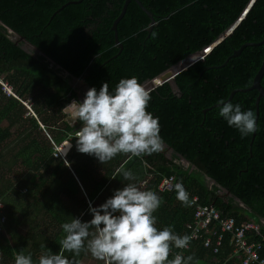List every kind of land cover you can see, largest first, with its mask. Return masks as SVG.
Masks as SVG:
<instances>
[{
    "label": "trees",
    "instance_id": "16d2710c",
    "mask_svg": "<svg viewBox=\"0 0 264 264\" xmlns=\"http://www.w3.org/2000/svg\"><path fill=\"white\" fill-rule=\"evenodd\" d=\"M124 2L0 0V80L13 86V93H8L0 81V195L7 215V233L0 232V264H14L18 252L31 253L38 264L41 254L63 251L64 222L72 216L91 219L90 203H103L123 184L141 185L150 172L155 177L143 189L161 197L153 213L158 229L171 226L175 233L188 235L186 223L193 220V208L177 199L176 190L157 188L162 175L174 174L185 189L223 216L259 222V232L250 239L264 246V95L252 145L253 133L242 137L218 115L215 105L233 89L251 85L262 63L264 44L248 45L223 64L245 42L264 37V0H254L228 36L204 59L177 74L181 95L168 82L148 92L147 110L158 117L160 126L159 151L141 156L117 153L102 163L76 148L81 124L70 123L65 112L77 95L70 78L83 77L97 89L108 82L112 90L122 77L135 76L142 84L212 45L251 0H141L156 20L151 31L149 15L131 0L117 25L120 49L112 26ZM14 33L42 53L26 49ZM261 83L264 87V75ZM257 95L256 89L237 91L229 101L256 116ZM30 97L36 116L25 103ZM47 132L57 145L68 140L62 147L68 151L65 157L54 154L57 150ZM10 159L23 165L17 179L5 173ZM123 170H131L134 181L126 180ZM230 236L226 234L219 252L192 241L184 256H193L191 264H240L231 257ZM178 249L170 244L168 259L174 256L171 250ZM89 254L85 248L78 264ZM63 255L72 260L74 253Z\"/></svg>",
    "mask_w": 264,
    "mask_h": 264
},
{
    "label": "clouds",
    "instance_id": "9594fccd",
    "mask_svg": "<svg viewBox=\"0 0 264 264\" xmlns=\"http://www.w3.org/2000/svg\"><path fill=\"white\" fill-rule=\"evenodd\" d=\"M151 99L135 76L122 77L110 90L104 82L99 89H87L83 100H72V119L81 126L76 132L78 151L94 155L105 162L117 153L141 156L159 151L161 137L158 117L147 110ZM218 115L240 135L256 131V117L251 109L239 103L218 100ZM68 141V140H67ZM70 142V141H69ZM126 180L134 181L131 170H123ZM176 197L189 204L184 186L175 184ZM161 197L130 182L114 190L103 203L89 204L91 219L72 216L61 227L65 233L60 241L63 251L79 254L86 248L97 259H109L111 264H191V254H175L168 259L170 244L177 248L188 247L190 237L172 231L171 226L156 227L155 210ZM61 252L41 254L38 264H73ZM14 264H34L31 253L18 252Z\"/></svg>",
    "mask_w": 264,
    "mask_h": 264
},
{
    "label": "built area",
    "instance_id": "2783aa9c",
    "mask_svg": "<svg viewBox=\"0 0 264 264\" xmlns=\"http://www.w3.org/2000/svg\"><path fill=\"white\" fill-rule=\"evenodd\" d=\"M1 83L8 93H13L11 87H8V85L2 81ZM25 103L30 109V114L36 116L30 104L27 101ZM47 135L57 150L54 154L56 156L62 155L65 157L68 151L64 152L62 147L67 140L61 145H57L48 132ZM154 177V172L148 173L146 178L141 181V186L144 188ZM177 182L180 181L174 174L162 175L158 181L157 188L160 191H173L175 190L174 186ZM185 190L188 192L189 200L191 201L189 205L194 211L193 220L186 223L190 240L188 242V247L179 248L176 251L171 250L174 255L179 253L184 256L185 252L191 247L192 241H198L204 247L211 248L213 252H219L223 246L226 234L230 233V244L233 245V252L231 253L232 258H237L240 264H264V254H262L264 246L262 242L250 239L253 234L259 232V222L250 217L238 222L233 215L223 216L221 211L213 204L202 203L197 193L188 189ZM4 209L5 203L0 195V232L7 233V215Z\"/></svg>",
    "mask_w": 264,
    "mask_h": 264
},
{
    "label": "water",
    "instance_id": "95a60500",
    "mask_svg": "<svg viewBox=\"0 0 264 264\" xmlns=\"http://www.w3.org/2000/svg\"><path fill=\"white\" fill-rule=\"evenodd\" d=\"M131 0H125L124 4H123V7H122V10L120 12V14L117 16V18L114 20V23H113V30L115 31V40L116 42L119 44L120 46V49H122L123 47V44L120 42L119 40V36H118V28H117V25L120 21V19L123 17V15L125 14L126 10H127V7H128V4ZM138 2V4L146 11V13L149 15L150 19H151V22H150V25L148 27V30L151 31L154 27V25L156 24V20H155V17L152 13L151 10H149L147 7H145L143 5V3L141 2V0H135ZM254 0H251V2L249 3V5L247 6V8L244 10V12L242 13L241 17L226 31V32H223V34L210 46L206 47L204 50L202 51H198V52H195V53H192L190 54L188 57L182 59V60H179L178 62H176L175 64H173L170 68H168L167 70L163 71L162 73H160L159 75H157L156 77L152 78V79H148L146 80L145 82L142 83L143 87L145 88V90L147 92H150L151 90L155 89L156 87H158L159 85H162L163 83L165 82H168L171 84L174 92L176 94H179L181 95L182 94V91L181 89L179 88V86L177 85L176 83V76L177 74H179L181 71L187 69L189 66H191L192 64H194L195 62H197L198 60L200 59H204L205 56L207 55V53L215 46L217 45L220 41H222L226 36H228L232 30L237 26V24L239 23L240 19L244 16L245 12L248 10V8L250 7V5L253 3ZM68 3H65L63 4L60 8L62 9L65 5H67ZM56 13V12H55ZM54 13V14H55ZM1 22V21H0ZM16 36H18V41L19 42L20 40H23L24 41V47L26 49H28V47L30 46V48H33L35 49V54H41L42 51L40 50L39 47H37L36 45L32 44L29 40H27L24 36H21V35H18L17 33H15ZM15 36V37H16ZM264 44V37L259 40V41H255V42H252V41H248V42H245L244 44H242L239 48L235 49L233 51V53L223 62V64H226V62L228 61V59L232 56H235V55H238L241 53V51L244 49V47L248 46V45H262ZM28 45V47L26 46ZM54 62L52 61V64ZM264 75V52H263V58H262V63L258 69V71L256 72L254 78H253V81H252V84L247 86V87H240V88H235L231 91V93L229 94L228 98L225 100V101H229L233 96L234 94L237 92V91H247V90H251V89H256L258 90V95H257V98H256V124H257V120H258V117H259V101L261 99V97L264 95V87L261 83V79ZM73 79L77 80V79H80L81 80V77H73ZM86 84V83H85ZM73 86V84H72ZM87 88H90V86L87 84ZM77 100V99H75ZM80 100V99H79ZM217 105V104H215ZM73 107L71 105H67L65 107V112H70L71 115L69 117H67V120L72 123V124H75L77 122H75L73 119H72V110ZM207 109H204V112L206 111ZM255 134H256V131L253 132V135H252V139H251V142H250V145H252V142L254 140V137H255ZM251 150V149H250ZM223 192H226L227 194L230 193L229 190H226V189H223L222 190Z\"/></svg>",
    "mask_w": 264,
    "mask_h": 264
},
{
    "label": "rangeland",
    "instance_id": "374dc122",
    "mask_svg": "<svg viewBox=\"0 0 264 264\" xmlns=\"http://www.w3.org/2000/svg\"><path fill=\"white\" fill-rule=\"evenodd\" d=\"M16 38H18V36H16ZM28 47V45H26ZM28 49H30V46L28 47ZM33 49V48H32ZM35 50V49H34ZM75 80V79H74ZM77 81V86L80 87L81 91H80V98L81 100H83L84 98V92L87 91V86L85 85V83L83 82V80L81 79H77L75 80ZM7 82V81H6ZM8 87H11L12 85L10 83L7 84ZM13 87V86H12ZM11 87V88H12ZM34 101V99H32L31 97L28 99V103H32ZM73 111V109H71ZM71 115L70 112H66V118L69 117ZM4 124L6 125L7 122H4ZM16 128H14V131H15ZM65 146V145H64ZM170 151V149L168 150ZM11 163H10V166L7 168V170L5 171V173L7 174L8 177H11L13 179H17L18 178V175L19 173L22 172L23 170V165L20 164L19 162L16 163L14 161H12V159H10ZM184 163H186L185 160H183ZM83 252H85V248H83L79 254H74V256L72 257V262L73 264H78L79 263V260L83 254ZM89 257L87 259H85L82 264H108V260L107 258L105 259H97L96 257H93L91 255V253L88 255ZM235 263V262H234ZM198 264H210V263H205V262H199Z\"/></svg>",
    "mask_w": 264,
    "mask_h": 264
},
{
    "label": "flooded vegetation",
    "instance_id": "af4514ba",
    "mask_svg": "<svg viewBox=\"0 0 264 264\" xmlns=\"http://www.w3.org/2000/svg\"><path fill=\"white\" fill-rule=\"evenodd\" d=\"M16 36V34L14 33V39L16 40V41H18V38H16L15 37ZM24 44V43H23ZM30 49H32V48H30ZM34 50V49H33ZM65 75L66 76H68L69 75V73L68 72H65ZM82 80H83V82L84 83H86L85 85L87 86V82L84 80V78L82 77L81 78ZM70 82H71V84H73V87L75 88V90H76V93H77V95H76V97H74L72 100H74V99H77V100H81V98H80V91H81V89H80V87L79 86H77L76 84H77V81H75L73 78H70ZM89 85V84H88ZM84 94H85V92H84ZM71 100V101H72ZM70 101V102H71ZM70 102H68V104L70 103ZM166 153L168 154V150L166 151ZM223 193V192H222ZM224 194H226V192H224Z\"/></svg>",
    "mask_w": 264,
    "mask_h": 264
},
{
    "label": "crops",
    "instance_id": "0c3cea01",
    "mask_svg": "<svg viewBox=\"0 0 264 264\" xmlns=\"http://www.w3.org/2000/svg\"><path fill=\"white\" fill-rule=\"evenodd\" d=\"M71 144V143H70ZM168 157H170L171 156V149H170V151H168ZM186 161V160H185ZM186 163H187V161H186ZM235 262V263H234ZM210 264H212V263H210ZM233 264H237V261H233Z\"/></svg>",
    "mask_w": 264,
    "mask_h": 264
},
{
    "label": "bare ground",
    "instance_id": "6f19581e",
    "mask_svg": "<svg viewBox=\"0 0 264 264\" xmlns=\"http://www.w3.org/2000/svg\"><path fill=\"white\" fill-rule=\"evenodd\" d=\"M64 147V146H63Z\"/></svg>",
    "mask_w": 264,
    "mask_h": 264
}]
</instances>
